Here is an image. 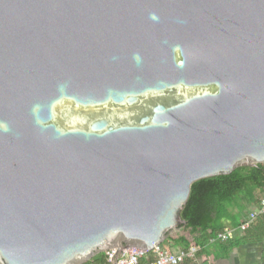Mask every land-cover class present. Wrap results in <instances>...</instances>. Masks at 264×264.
Returning a JSON list of instances; mask_svg holds the SVG:
<instances>
[{"label":"water","instance_id":"water-1","mask_svg":"<svg viewBox=\"0 0 264 264\" xmlns=\"http://www.w3.org/2000/svg\"><path fill=\"white\" fill-rule=\"evenodd\" d=\"M261 163L264 0H0V264L150 251Z\"/></svg>","mask_w":264,"mask_h":264},{"label":"trees","instance_id":"trees-1","mask_svg":"<svg viewBox=\"0 0 264 264\" xmlns=\"http://www.w3.org/2000/svg\"><path fill=\"white\" fill-rule=\"evenodd\" d=\"M263 196L264 163L254 167L240 166L227 175L197 180L190 185L187 201L180 211L185 224L177 228L176 237L167 239L182 251L195 246L198 248L196 256L210 253L214 257L225 256L254 240L262 243L260 262L264 264V213L257 215L245 230L237 228L242 222L241 213L246 209H258ZM225 227L237 229L233 239L216 240V234ZM144 262L140 260V264ZM193 263V259L185 258L180 264ZM83 264H106V255L98 253Z\"/></svg>","mask_w":264,"mask_h":264},{"label":"built area","instance_id":"built-area-1","mask_svg":"<svg viewBox=\"0 0 264 264\" xmlns=\"http://www.w3.org/2000/svg\"><path fill=\"white\" fill-rule=\"evenodd\" d=\"M264 213V196L260 199L259 208L249 211L242 222L237 227L239 230H245L257 215ZM235 228L225 227L216 234L215 239L225 242L233 239ZM116 249H110L105 252L106 264H140V260H144L143 264H180L184 258H191L195 261L198 248L190 246L186 251L180 249L169 250L164 249L162 245H157L150 251L138 249L135 247H126L120 249L114 257Z\"/></svg>","mask_w":264,"mask_h":264},{"label":"crops","instance_id":"crops-1","mask_svg":"<svg viewBox=\"0 0 264 264\" xmlns=\"http://www.w3.org/2000/svg\"><path fill=\"white\" fill-rule=\"evenodd\" d=\"M249 211H250L249 209L244 210L243 213H241L240 215V220L241 219L243 220ZM233 213H236L235 209L233 210ZM177 231L178 229L173 230L174 233L173 232L169 233L167 237L170 238L176 237V235H178V233H176ZM166 239L165 241L169 242V245H171L170 240L168 239L166 240ZM165 241L161 245L163 248L169 249L168 247H165L168 245V244H164L166 243ZM175 247H176L175 249L177 250V246ZM261 248H262L261 242L250 240L242 244L238 248L233 249L225 256L214 257L213 254L209 253L208 255L195 256L194 262H196L197 264H204L203 261L206 260V264H261L260 262Z\"/></svg>","mask_w":264,"mask_h":264},{"label":"rangeland","instance_id":"rangeland-1","mask_svg":"<svg viewBox=\"0 0 264 264\" xmlns=\"http://www.w3.org/2000/svg\"><path fill=\"white\" fill-rule=\"evenodd\" d=\"M176 230H177V229H176ZM181 231H182V230H181ZM171 232H173V230H172V231H170V233H171ZM182 232H183V231H182ZM173 233H174V232H173ZM173 233H172V235H173ZM176 233H178V234H179V231H177ZM184 233H186V237H189V236H188V234H187V232H185V231H184ZM165 242H166V243H164V244H168V245H167V246H165V247H168L169 249H171V250H173V251H174V250H176V249H175V248H176L175 246H171V245H169V242H167V241H165ZM164 249H166V248H164ZM177 249H178V248H177ZM184 259H185V258H184ZM203 263H204V264H206V260H205V261H203ZM194 264H197V263H196V262H194Z\"/></svg>","mask_w":264,"mask_h":264}]
</instances>
